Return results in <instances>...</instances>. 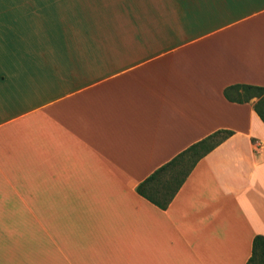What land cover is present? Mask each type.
I'll return each mask as SVG.
<instances>
[{"label": "crops", "instance_id": "1", "mask_svg": "<svg viewBox=\"0 0 264 264\" xmlns=\"http://www.w3.org/2000/svg\"><path fill=\"white\" fill-rule=\"evenodd\" d=\"M71 2L0 0V264H247L264 121L224 92L264 87V0ZM219 131L167 209L138 193Z\"/></svg>", "mask_w": 264, "mask_h": 264}, {"label": "trees", "instance_id": "2", "mask_svg": "<svg viewBox=\"0 0 264 264\" xmlns=\"http://www.w3.org/2000/svg\"><path fill=\"white\" fill-rule=\"evenodd\" d=\"M224 94L229 101L238 104L249 103L251 99L258 98L254 109L264 121V87L236 85L227 88ZM232 134L230 131H219L191 146L142 183L137 188L138 193L161 209H167L198 162ZM247 264H264L263 236L255 237L252 256Z\"/></svg>", "mask_w": 264, "mask_h": 264}, {"label": "rangeland", "instance_id": "3", "mask_svg": "<svg viewBox=\"0 0 264 264\" xmlns=\"http://www.w3.org/2000/svg\"><path fill=\"white\" fill-rule=\"evenodd\" d=\"M46 10L45 13L48 16V19L59 21L61 19V16L71 15L74 11L79 10L80 7L72 6L70 5L73 0H46ZM107 0H95V13H104L105 9L103 8V4ZM77 3V2H75ZM79 3H84L85 0H79ZM112 3V2H111ZM110 3V5H111ZM6 11L11 14L19 13L17 6H11V7H5L0 6V15L5 14ZM55 17V18H52ZM258 98L254 99V103H257Z\"/></svg>", "mask_w": 264, "mask_h": 264}]
</instances>
